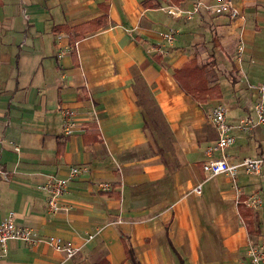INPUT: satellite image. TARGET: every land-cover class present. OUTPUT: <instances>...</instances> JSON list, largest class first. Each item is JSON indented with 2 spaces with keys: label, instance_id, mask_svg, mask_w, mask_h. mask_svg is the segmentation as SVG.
<instances>
[{
  "label": "crops",
  "instance_id": "1",
  "mask_svg": "<svg viewBox=\"0 0 264 264\" xmlns=\"http://www.w3.org/2000/svg\"><path fill=\"white\" fill-rule=\"evenodd\" d=\"M141 1L0 0V219L13 212L42 238L79 247L67 258L45 242L10 240L0 264H132L124 241L140 264H249L248 246L264 244V168L235 180L202 169L218 155L206 153L216 105L232 127L231 162L264 151V126L239 127L264 84V0H231L235 18L201 0L190 19ZM102 4L108 24L76 42L74 65L67 34L51 28L101 16ZM195 85L222 95L199 102ZM64 109L75 113L71 135ZM92 123L98 135L86 143ZM72 166L80 171L66 209L50 213L43 186ZM245 210L259 233L247 231Z\"/></svg>",
  "mask_w": 264,
  "mask_h": 264
},
{
  "label": "built area",
  "instance_id": "2",
  "mask_svg": "<svg viewBox=\"0 0 264 264\" xmlns=\"http://www.w3.org/2000/svg\"><path fill=\"white\" fill-rule=\"evenodd\" d=\"M189 2L192 4L191 10H184L182 3ZM205 6L201 0H182L178 5L166 7L168 14L172 16L185 15L190 19L194 13H197L200 7ZM215 13H226L229 17L235 18L241 15V12L236 8L231 0H214L212 5ZM162 38L168 42L174 40L172 32L162 34ZM74 111L64 109L61 112L62 129L65 135H71L75 132L74 126ZM209 121L214 125L217 138L206 146V153H218L215 158H211L203 163L202 169L208 176H217L226 174L235 180L237 174L243 171L246 174H259L264 168V151L256 157H246L240 161L231 162L226 156V149L233 143L234 137L231 134L232 127L226 122L224 108L221 105L214 106L208 113ZM264 126V84L258 87V100L254 105V115L246 117L240 121L239 127L245 126ZM264 145V135L262 139ZM15 150H19L18 146H14ZM79 168L70 167L69 173L60 178H51L46 181L43 188L47 192L46 206L50 213L66 209L63 204V197L67 191L68 182L79 173ZM235 183V181H234ZM106 187V186H103ZM200 191V186L196 188V192ZM248 207L256 209L261 204V199L258 196H249L246 200ZM93 235H88L91 239ZM10 240H18L26 245L35 246L40 242H45L54 250L62 252L67 258H71L78 251L79 247H74L66 244L59 237L42 238L35 230L30 227L18 225L14 220V213L9 212L7 216L0 219V258L4 257L7 252L8 242ZM246 257L249 264H261L264 262V244L252 243L246 250Z\"/></svg>",
  "mask_w": 264,
  "mask_h": 264
},
{
  "label": "trees",
  "instance_id": "3",
  "mask_svg": "<svg viewBox=\"0 0 264 264\" xmlns=\"http://www.w3.org/2000/svg\"><path fill=\"white\" fill-rule=\"evenodd\" d=\"M182 0H142L141 6L143 8H159L162 3L169 2L171 5H178ZM104 13L101 16L93 18L91 20L82 22L77 25L68 24H58L51 28L52 33L58 34L64 32L68 36L69 46L71 48V56L74 65H77V54L75 51V44L78 40L83 38L85 35L95 32L108 24V9L106 4H102ZM196 100L199 102H205L207 99H218L221 97L222 93L218 85L213 86H194L188 90ZM87 132L85 133V142L88 143L97 138L98 129L95 124H87ZM87 136H90L87 138ZM61 154V145H60ZM263 154V153H262ZM242 219L246 223V228L249 233H259V228L257 226L258 216L251 210H245L242 212ZM124 250L126 258L131 261L132 264H140V262L135 257L132 249L124 241Z\"/></svg>",
  "mask_w": 264,
  "mask_h": 264
},
{
  "label": "rangeland",
  "instance_id": "4",
  "mask_svg": "<svg viewBox=\"0 0 264 264\" xmlns=\"http://www.w3.org/2000/svg\"><path fill=\"white\" fill-rule=\"evenodd\" d=\"M213 2H214V0H213ZM165 4H170L169 2H167V3H162V5H165ZM261 199V198H260ZM262 264V263H261Z\"/></svg>",
  "mask_w": 264,
  "mask_h": 264
}]
</instances>
